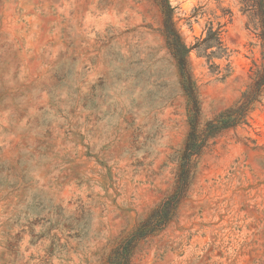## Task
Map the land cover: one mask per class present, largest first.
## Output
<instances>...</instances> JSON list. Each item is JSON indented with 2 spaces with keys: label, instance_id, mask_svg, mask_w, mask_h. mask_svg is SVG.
I'll use <instances>...</instances> for the list:
<instances>
[{
  "label": "rangeland",
  "instance_id": "obj_1",
  "mask_svg": "<svg viewBox=\"0 0 264 264\" xmlns=\"http://www.w3.org/2000/svg\"><path fill=\"white\" fill-rule=\"evenodd\" d=\"M170 2L190 47L223 26L227 55H190L203 129L251 86L261 40L240 0ZM189 110L157 0H0V264H111L175 191ZM131 264H264V102L193 159Z\"/></svg>",
  "mask_w": 264,
  "mask_h": 264
},
{
  "label": "trees",
  "instance_id": "obj_2",
  "mask_svg": "<svg viewBox=\"0 0 264 264\" xmlns=\"http://www.w3.org/2000/svg\"><path fill=\"white\" fill-rule=\"evenodd\" d=\"M157 1L162 6L165 15L167 38L178 64L183 90L189 100L191 129L181 158L180 173L175 191L154 209L146 221L133 233L132 237L117 249L111 264H131L133 252L138 243L169 225L188 192L193 159L199 157L210 140L215 139L222 132L248 124L250 115L256 106L264 102V0H240L243 11L248 14L250 23L258 32L262 46L261 64H254L252 84L237 103L221 112L213 120L208 121L203 129H201L200 123L201 107L198 99L197 80L191 66L190 55L193 50H198L200 54H206L212 49L215 51L209 55V59L227 55V48L222 38L223 26L219 24L216 28L214 21L208 22L204 31L205 35L194 46L190 47L176 28L170 0Z\"/></svg>",
  "mask_w": 264,
  "mask_h": 264
}]
</instances>
